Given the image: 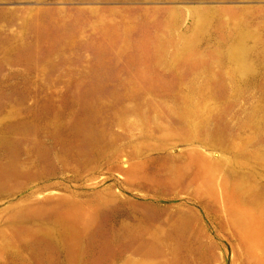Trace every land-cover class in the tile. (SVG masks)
<instances>
[{"label":"rangeland","instance_id":"rangeland-1","mask_svg":"<svg viewBox=\"0 0 264 264\" xmlns=\"http://www.w3.org/2000/svg\"><path fill=\"white\" fill-rule=\"evenodd\" d=\"M0 264H264V0H0Z\"/></svg>","mask_w":264,"mask_h":264}]
</instances>
